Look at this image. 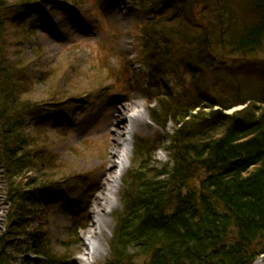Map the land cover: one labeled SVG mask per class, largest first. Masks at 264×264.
Wrapping results in <instances>:
<instances>
[{"label":"trees","instance_id":"obj_1","mask_svg":"<svg viewBox=\"0 0 264 264\" xmlns=\"http://www.w3.org/2000/svg\"><path fill=\"white\" fill-rule=\"evenodd\" d=\"M130 1L136 9L163 6L136 29L150 81L164 80L148 97L156 105L149 117L160 130L168 123L174 129L157 135L169 142V162L160 167L157 142L136 137L109 256L100 264H253L264 254V66L228 63L222 53L252 57L264 50V0ZM47 2L0 0V170L9 204L0 264H9V252L22 255V264H64L66 243L54 252L43 230L48 210L64 204L68 183L50 184L44 167L51 154L38 140L51 119L65 127L59 117L88 96L37 101L35 84L52 90L54 82L47 71L33 80L29 58L13 60L9 39V29L17 30L18 42L30 44L23 21ZM106 61L103 55L99 66L119 80ZM35 208L44 210V225ZM27 224L39 227L27 232ZM84 224L73 218L69 235Z\"/></svg>","mask_w":264,"mask_h":264},{"label":"rangeland","instance_id":"obj_2","mask_svg":"<svg viewBox=\"0 0 264 264\" xmlns=\"http://www.w3.org/2000/svg\"><path fill=\"white\" fill-rule=\"evenodd\" d=\"M74 1L82 8L80 15L70 17L60 11H57L58 14L48 15L46 24H36L35 33L28 35L30 44L21 45L18 38L22 34L9 29V39L15 40L10 52L15 61L20 60L22 55L29 58L25 66L33 73V80L38 79V72L47 71L49 75L45 78L54 82L53 93L46 83L35 84L33 94L37 101L46 102L52 99L60 102L69 97L76 100L88 96L84 106L78 104L82 107L81 110L71 107L70 113L59 117L66 123L65 127L60 128L51 119L43 134L45 138L38 140V145L46 147L48 154L53 157L56 155V158L52 159L50 155L44 161L45 163L48 159L49 162L44 168L49 169L47 174L50 184L68 183L63 192L65 204L51 207L46 215L47 221L42 216L44 210L34 209L36 221L41 225L45 221L47 223L43 233L47 230L51 249L62 253V243H66L64 264H80L78 255L82 250L83 231L93 220V211L106 208L103 207L105 205H96V197L113 198L110 195V180L115 169L108 167L115 143V131H118L114 126L116 115L120 112L127 115L136 109L142 117L143 124H137L131 138L128 165L119 178L115 196L117 200L113 198L114 205L109 207V217L104 220V224H100L98 230L100 252L92 259L91 264H100L109 256L108 243L114 230V216L121 209L120 195L125 185L124 177L134 165L135 138L155 137L156 133L162 132L156 124L149 121L146 110L147 98L155 92L159 77L153 82L148 81L143 54L132 37L133 25L144 21L141 11L133 10L130 5H122L119 0ZM34 18L39 19L38 16ZM222 54L234 62L244 59ZM103 55L108 60L106 63L108 62L109 68L119 73V80L116 78L117 74L109 73L106 68L99 66L98 62ZM255 60L264 63V50L257 53ZM167 125L163 135L172 134L173 125ZM168 143L165 141L153 154L158 167L169 162L165 149ZM108 172L107 177L110 176V180L104 178ZM6 188L5 177L0 171V232L5 229L9 209ZM39 211L43 213L40 214ZM79 213L84 217V227L71 236L66 229L69 219ZM39 224H35L36 227L34 224H27V232H35ZM17 240L30 241L22 236ZM10 253L8 254L13 256H10L9 264H22V255Z\"/></svg>","mask_w":264,"mask_h":264},{"label":"bare ground","instance_id":"obj_3","mask_svg":"<svg viewBox=\"0 0 264 264\" xmlns=\"http://www.w3.org/2000/svg\"><path fill=\"white\" fill-rule=\"evenodd\" d=\"M137 105L139 106V103H136V106ZM114 123L115 129L118 131H115V143L110 153V166L108 167V169L114 168L115 173L113 177H111V180L110 176L107 177L110 171L105 174L104 178L111 181L112 188L110 190V195L115 198V200H117L115 196L117 194L119 178L128 165V156L130 155L132 145L131 138L135 129L137 128V124H143V120L139 111L135 109L129 112L127 115H124L123 112H120L116 115ZM0 171L1 173H3L2 170ZM113 198L105 196L102 198L98 196L96 197V201H98L96 202V205H105L103 207L106 208L104 210L95 209L92 213L93 220L88 224L87 229L83 231L82 250L78 255L80 264H91L92 259L99 254L100 244L98 242V230L100 229V224H104V220L109 217L108 210L109 207L114 205ZM99 200H101L102 202L100 203ZM260 264H264V260Z\"/></svg>","mask_w":264,"mask_h":264},{"label":"water","instance_id":"obj_4","mask_svg":"<svg viewBox=\"0 0 264 264\" xmlns=\"http://www.w3.org/2000/svg\"><path fill=\"white\" fill-rule=\"evenodd\" d=\"M264 260V255L257 259L253 264H260Z\"/></svg>","mask_w":264,"mask_h":264}]
</instances>
